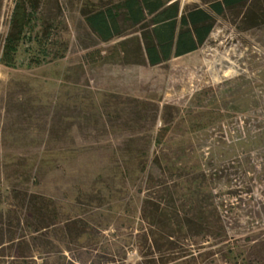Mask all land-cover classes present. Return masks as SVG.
<instances>
[{
	"label": "rangeland",
	"instance_id": "374dc122",
	"mask_svg": "<svg viewBox=\"0 0 264 264\" xmlns=\"http://www.w3.org/2000/svg\"><path fill=\"white\" fill-rule=\"evenodd\" d=\"M29 1L0 0V213L17 215L14 190L42 195L65 218L92 223L75 243L60 240L69 263L149 264L162 258L141 234L149 226L142 216L153 212L148 197L189 216L205 211L208 232L185 225L170 264H264V24L244 25L237 12L216 16L196 50L151 66L134 61L139 30L109 43L90 32L83 12L99 0ZM204 1L178 0L179 12L207 8ZM21 7L30 24L5 64ZM56 111L67 133L49 131ZM143 174L175 186L148 194ZM105 186L109 200L98 210L91 190ZM5 247L0 264H19ZM46 249L38 263L50 257Z\"/></svg>",
	"mask_w": 264,
	"mask_h": 264
},
{
	"label": "trees",
	"instance_id": "16d2710c",
	"mask_svg": "<svg viewBox=\"0 0 264 264\" xmlns=\"http://www.w3.org/2000/svg\"><path fill=\"white\" fill-rule=\"evenodd\" d=\"M31 4L30 8L34 10L35 7ZM204 4L207 5V8L187 6L180 13L178 0H99L98 5L83 12V17L90 32L103 43L126 38L133 30H139V38L137 40L133 39L135 41L134 56H136L134 61L148 63L151 66L159 65L172 57H178L196 50L209 36L216 16H222L227 12H237L241 13L240 22L244 25L260 26L264 24V0H205ZM20 5L21 2L16 3L15 7L20 9ZM27 13L23 9V11L17 12L13 16L1 56V60L5 64L13 62L14 52H16L23 29L30 24L31 18ZM128 42L131 41L125 40L121 44L126 45ZM118 54L126 62L133 60L129 56L128 49H123ZM67 111L70 112L71 110ZM56 115H58V111L54 112L55 123L53 127H50L51 129L49 128V131L52 134L62 131L67 133L69 131L67 130L68 127L65 125L64 128L61 127L63 124L62 117H59V115L56 117ZM139 178L141 181L145 178V181L149 183L147 184L148 194H155L156 192L166 194L175 186L173 183L176 182L166 180L164 183L158 184L159 180L150 176V174L144 175V178L139 175ZM148 179L157 182L153 184L151 182L150 184ZM200 179L204 180L205 175L196 179L199 184H202ZM185 181L180 182L185 184ZM191 184H189L188 189L192 188ZM199 184L196 188H201ZM108 188V186H105V188H93L91 190L96 194L94 199L89 201L93 203L94 208L99 210L102 204L108 202L109 198L103 191L108 192ZM13 193H15L13 197L17 201L15 206L19 210L15 212L17 215L14 218L10 216L14 214L10 209L7 211V216L0 213V246H10L5 247L6 250L13 248L17 259L20 260L19 264H68L69 261L66 260L65 250L61 247L60 240L68 237L75 243L76 240L78 241L88 234V229L91 228L89 225L92 224L91 221L79 215L65 218L63 207L58 206L42 195L29 194L24 191L21 192V190H14ZM198 195L199 191L186 193V196L190 199L203 196L202 194L201 196ZM204 198L207 199L205 194ZM84 199H86V196H84ZM143 201L148 204L147 206H151L153 212L152 215L147 217L146 214H142V220H146L149 226L148 229L139 231H142V236L150 241L148 248L151 250L155 247L162 258L155 261L149 260V264H170L175 261L176 253L173 254V249H176V239L182 235L185 225L188 226L196 222L202 233L209 230V227H203L202 225L205 220L202 212L205 211L201 208L197 215L192 214L189 216L184 211V217L181 218L179 217L181 209H178V207L167 210L168 207H165V209L160 208L161 203L153 202L151 198L147 197ZM86 202L87 200H85ZM167 202L163 206L173 204L171 196L167 198ZM196 203L201 204L198 201ZM21 213L22 215H20ZM182 219H184V222H181ZM52 236H57L58 241L53 242ZM52 244L59 246L60 249L53 248ZM46 247H51L50 257L44 258V262L38 263L35 255L41 256V254L49 252L46 251ZM8 257L9 255H6V258Z\"/></svg>",
	"mask_w": 264,
	"mask_h": 264
}]
</instances>
